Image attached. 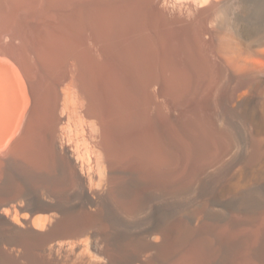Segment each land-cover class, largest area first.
Here are the masks:
<instances>
[{
  "label": "bare ground",
  "instance_id": "bare-ground-1",
  "mask_svg": "<svg viewBox=\"0 0 264 264\" xmlns=\"http://www.w3.org/2000/svg\"><path fill=\"white\" fill-rule=\"evenodd\" d=\"M4 150L0 264H264V0H0Z\"/></svg>",
  "mask_w": 264,
  "mask_h": 264
},
{
  "label": "rangeland",
  "instance_id": "rangeland-1",
  "mask_svg": "<svg viewBox=\"0 0 264 264\" xmlns=\"http://www.w3.org/2000/svg\"><path fill=\"white\" fill-rule=\"evenodd\" d=\"M2 152V153H1ZM0 156H7V151H0ZM261 166H264V160H263V162H262V165ZM254 173H257V171L256 172H254ZM253 172H249V171H247V172H244V177H247V178H249V177H251V175L252 174H254ZM233 176L231 175V177H230V179L228 180V183L225 185V187H224V189L225 190H228V189H230V188H232V185L236 182V180H237V178L240 176V175H242V172H240V171H234L233 173ZM38 192H40L41 193V191L43 190V189H41V187L40 186H38V187H36L35 188ZM45 196V195H44ZM25 202V201H24ZM23 203V202H22ZM25 204V203H24ZM12 219H14L13 217H11V220Z\"/></svg>",
  "mask_w": 264,
  "mask_h": 264
}]
</instances>
